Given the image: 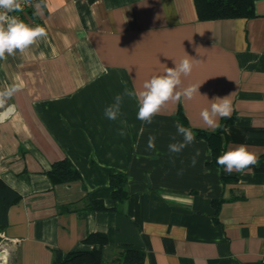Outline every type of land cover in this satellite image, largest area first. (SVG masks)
Listing matches in <instances>:
<instances>
[{
    "label": "crops",
    "instance_id": "1",
    "mask_svg": "<svg viewBox=\"0 0 264 264\" xmlns=\"http://www.w3.org/2000/svg\"><path fill=\"white\" fill-rule=\"evenodd\" d=\"M254 2L253 18L217 21H201L194 0L32 6L23 20L44 26L47 36L25 54L0 60V90L20 86L6 102L13 112L0 122V179L21 196L1 234L9 264H52L56 250L80 249L94 233L108 237L104 264H116L129 248L144 252L145 264H262L264 0ZM186 55L196 61L183 86L201 84V95L168 102L151 124L137 119L135 98H124L117 120L105 117L124 91L122 81L142 90L145 80ZM231 93L236 121L226 150L245 143L259 163L243 173L225 170L224 182L222 170L209 164L207 141L194 134L178 154L168 145L180 108L192 128L213 132L200 113ZM151 135L155 149L148 148ZM63 160L73 163L79 181L52 182L48 171ZM117 173L127 177L121 204L110 187ZM94 202L107 209H90Z\"/></svg>",
    "mask_w": 264,
    "mask_h": 264
},
{
    "label": "clouds",
    "instance_id": "2",
    "mask_svg": "<svg viewBox=\"0 0 264 264\" xmlns=\"http://www.w3.org/2000/svg\"><path fill=\"white\" fill-rule=\"evenodd\" d=\"M25 0H0V60H6L9 56L15 57L17 53L25 54L38 41L47 36V30L40 24H29L23 19L15 15L13 12H22V3ZM203 35V34H201ZM186 55L178 63L174 61V67H167L164 73L152 76L145 80L142 90L133 91L124 84V91L114 97L112 104L104 110L107 119L115 121L121 116V108L125 97L135 98L138 101L137 119L151 124L153 117L160 113L161 109L168 102H179L181 98L191 100L195 95L199 94L201 84H189L183 86V78L188 77L194 68V62ZM20 86L12 84L0 90V107H4L8 99H11L18 91ZM232 93L224 97H215L211 101L210 108H205L200 116L203 123L215 131L221 125L219 118H230L233 112V103L231 99ZM14 107V106H10ZM125 124L126 121H121ZM176 135L172 136L174 143L168 145L170 153H180L188 145L192 144L196 137L191 128L185 127L179 122L175 124ZM119 135H125L123 129L119 130ZM177 136L182 137L177 140ZM156 137L154 135L148 138V148L155 149ZM211 150H209L210 154ZM200 155L199 150L192 157V166L197 162ZM217 164L223 166L228 173L233 171L243 173L246 169L251 168L259 163L258 154L251 151L249 145L240 143L235 147L229 148L217 157ZM208 174V170H205ZM183 170L178 174H182ZM225 198L229 193L226 190Z\"/></svg>",
    "mask_w": 264,
    "mask_h": 264
},
{
    "label": "trees",
    "instance_id": "3",
    "mask_svg": "<svg viewBox=\"0 0 264 264\" xmlns=\"http://www.w3.org/2000/svg\"><path fill=\"white\" fill-rule=\"evenodd\" d=\"M198 17L201 21H217L230 19H250L255 13L254 0H194ZM180 124L191 128L197 138L207 141L212 152L210 165L222 170V178L227 182L230 178L225 175V168L217 164V157L226 151L227 129L236 121V117L223 118L221 126L213 131H204L192 128L182 108L178 113ZM48 176L56 185L69 184L81 179V175L70 160L56 162L48 171ZM127 177L122 173L111 176L110 187L113 191V198L118 203H124L128 199ZM21 196L12 188L7 186L0 179V240L8 226V213L12 206L16 205ZM220 202H215L217 211ZM90 209L103 211L107 208L102 202H94ZM82 248L68 253H62L59 250L54 252L52 264H104L103 250L108 245V237L102 233H94L82 241ZM146 255L144 252L136 249H126L118 253L116 264H145Z\"/></svg>",
    "mask_w": 264,
    "mask_h": 264
},
{
    "label": "built area",
    "instance_id": "4",
    "mask_svg": "<svg viewBox=\"0 0 264 264\" xmlns=\"http://www.w3.org/2000/svg\"><path fill=\"white\" fill-rule=\"evenodd\" d=\"M39 0H25V2L22 3V12H13L10 13V15L18 16L19 18L23 19L26 14H28L32 6L38 2ZM0 264H9V248L3 245L0 242ZM262 264H264V258L262 259Z\"/></svg>",
    "mask_w": 264,
    "mask_h": 264
},
{
    "label": "bare ground",
    "instance_id": "5",
    "mask_svg": "<svg viewBox=\"0 0 264 264\" xmlns=\"http://www.w3.org/2000/svg\"><path fill=\"white\" fill-rule=\"evenodd\" d=\"M2 108V107H0ZM13 109V108H12ZM12 109H7L6 111H4L2 114H0V122L4 119L7 118L12 112Z\"/></svg>",
    "mask_w": 264,
    "mask_h": 264
},
{
    "label": "rangeland",
    "instance_id": "6",
    "mask_svg": "<svg viewBox=\"0 0 264 264\" xmlns=\"http://www.w3.org/2000/svg\"><path fill=\"white\" fill-rule=\"evenodd\" d=\"M6 110H7V106L5 104L4 107L0 108V114H2Z\"/></svg>",
    "mask_w": 264,
    "mask_h": 264
}]
</instances>
